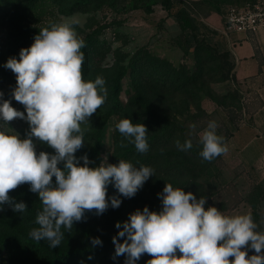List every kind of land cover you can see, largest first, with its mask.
<instances>
[{"label":"rangeland","instance_id":"obj_1","mask_svg":"<svg viewBox=\"0 0 264 264\" xmlns=\"http://www.w3.org/2000/svg\"><path fill=\"white\" fill-rule=\"evenodd\" d=\"M74 1L37 0L30 4L29 0H0L2 98L10 99L14 107L24 110V106L11 96L16 85L15 74L3 66L10 56H16L14 49L19 39V29L40 30L75 16L79 20L74 25L78 37L84 39L90 35L94 41L90 63L83 79L94 81L97 76H102L107 90V102L98 107L88 120L81 122V129L87 135L82 146L84 154L89 157L90 166L99 165L104 155H107L110 163L123 159L137 167L151 166L155 170L154 175L130 198L121 196L109 185L108 195L120 196L121 204L116 208L109 206L99 215L95 209L86 210L84 218L74 222L71 229L62 227L64 237L55 248L50 247L47 240H35L29 235L32 228L38 227L35 217L43 207L38 194L29 190L28 183L10 190L9 195L17 202L24 201L27 208L19 213L5 204L3 210H0V237L20 241V247L13 258H9L0 246V264H46L52 259L54 250L91 246V239L83 234L84 227L94 235L112 241L118 231L115 223L127 220L129 213L138 208L142 210L145 205L150 211L160 210L162 204L157 193L162 191L165 183L183 188L186 192L192 191L197 199L200 196L206 197L205 207L215 205L226 215L251 213L255 210L258 214V230L264 231L259 212L263 200L251 194L254 185L242 176L234 164L228 162L225 153L216 156L213 161L199 155L202 149L196 145V140H199V133L207 123V115L202 106L209 97L206 92H201L194 102L189 95L176 90L180 86L179 82L188 89L190 79L200 70L194 71L198 67L195 65L194 48H187L177 25L168 17L171 15L166 16L160 7V0H87L81 10H72ZM253 1L209 0L206 7L221 17L228 5ZM150 5L152 11L147 13L146 7ZM180 8L189 10L196 19V10L202 11L197 3L190 5L183 0H172L170 12ZM205 35L210 43L214 42L215 33L212 29L205 31ZM189 42L192 39L189 38ZM213 56L214 63L202 66L201 70L208 72L202 79L204 87L211 91L219 84L224 85V82L217 83L218 80L227 76L230 79L232 75L229 65L219 55ZM16 57L19 59V56ZM117 79L119 90L113 97L111 87ZM123 118L146 125L149 144L147 151L138 152L134 144L129 143L116 129L115 125ZM3 130L8 133L16 131L23 137L28 131V123L15 118L5 124ZM186 139H191L192 147L186 151L179 150L175 142L179 140L183 144ZM36 150L37 153L41 150L54 152V149L40 141H36ZM209 162L212 163L205 170ZM27 237L42 246H28ZM253 252L249 250L250 255ZM114 254L100 253L99 264H124L125 257L113 259ZM150 258L145 253L137 264H145Z\"/></svg>","mask_w":264,"mask_h":264},{"label":"clouds","instance_id":"obj_2","mask_svg":"<svg viewBox=\"0 0 264 264\" xmlns=\"http://www.w3.org/2000/svg\"><path fill=\"white\" fill-rule=\"evenodd\" d=\"M78 23L73 16L41 28L31 45L19 50V59L10 56L3 65L15 74L11 96L24 110L3 99L0 91V210L7 204L14 212L23 213L26 203L17 202L9 191L28 183L43 205L35 217L38 227L29 235L47 240L52 248L64 237L62 227L71 229L86 210L95 209L99 215L109 206L121 204L120 196L108 195L109 185L130 198L155 171L123 159L110 163L107 155L99 165L90 166L86 153L75 155L85 141L81 122L88 120L107 96L102 76L94 81L82 78L85 42L75 31ZM15 118L28 123L23 137L3 130ZM115 127L138 152L148 150L145 124L123 118ZM217 127L215 120H209L199 133V155L205 160L228 151ZM36 141L45 142L54 152L37 153ZM175 143L181 151L192 147L191 139ZM157 195L162 204L159 211H150L145 205L129 213L127 220L115 223L113 259L123 255L124 264H137L147 253L151 258L145 264H264V231L258 230L250 212L226 215L215 205L205 207L206 197L197 199L192 191L171 183H165ZM91 243L103 242L96 236ZM249 250H254L253 254Z\"/></svg>","mask_w":264,"mask_h":264},{"label":"crops","instance_id":"obj_3","mask_svg":"<svg viewBox=\"0 0 264 264\" xmlns=\"http://www.w3.org/2000/svg\"><path fill=\"white\" fill-rule=\"evenodd\" d=\"M183 1L201 6V12L196 10L198 20L187 11L200 31L212 29L215 33L213 43L220 51L228 52L233 64V78L214 88L226 101L219 103L208 98L202 106L207 123L215 120L217 133L225 137L228 151L224 155L228 162L234 164L249 183L264 184V30L255 33L226 31L223 14L218 17L206 7L209 0ZM168 17L177 25L172 16ZM231 96L235 98L234 105L229 103ZM259 212L264 227V201L259 205Z\"/></svg>","mask_w":264,"mask_h":264},{"label":"trees","instance_id":"obj_4","mask_svg":"<svg viewBox=\"0 0 264 264\" xmlns=\"http://www.w3.org/2000/svg\"><path fill=\"white\" fill-rule=\"evenodd\" d=\"M37 0H29V3L32 4ZM255 1V0H254ZM87 0H75L71 6L72 10H81L84 5H86ZM160 7L165 10L168 14H170L180 31V34L182 37H184V42L187 45V48H194L193 55L195 59V65L198 66L195 67L194 71H199V73H195L192 78L190 79V87L187 89L185 88V85H182L179 82L178 87H176V90L179 92H182L183 94H187L191 97V99L196 100L198 97V94L201 92H206V96L216 100L217 102H225L226 98H222L218 96L215 93V90L207 89V87H204V79L203 77L206 76L207 70H202V66L204 65H210L211 63H214L215 58L213 54L219 55L220 58L224 60L226 64L229 65V72H232L233 70V64L232 61L229 58V54L227 51H220L218 49L217 44L210 43L205 35L204 31H200L199 25L195 22V20L191 17L190 13L185 8H180L179 10L171 13L172 8V0H160ZM146 12L150 13L152 11L151 5L150 7H146ZM39 30H33L29 28H20L19 29V39L16 41L17 46L15 47L14 51L16 53V56H18L19 50L22 47H27L28 43L30 41H33V37L35 34H38ZM189 38L192 39V42H189ZM85 46L81 49L84 53V61L82 63L81 71H82V78L84 77L89 63L90 58L92 56L93 52V45L94 41L90 35H87L84 39ZM187 49V50H188ZM203 52H205L203 54ZM201 72V73H200ZM233 78V74L231 75V78ZM202 79V80H201ZM210 78H208L209 80ZM229 77H223L218 82H226L227 80H230ZM201 80V81H200ZM210 82V80H209ZM112 89V96L115 97L116 93L119 90V80L117 79L115 84L111 87ZM214 91V92H213ZM211 93V94H210ZM213 94V95H212ZM234 97L231 96L229 98L232 105H234ZM106 99L104 103H106ZM103 105V104H102ZM100 105L99 107H101ZM221 135L220 133H218ZM223 136V135H222ZM87 135L84 134V140L86 139ZM224 137V136H223ZM225 138V137H224ZM97 143V142H96ZM196 145L199 146L202 149V144L200 143V140H196ZM76 156H82L84 155V148L81 147L79 150H77ZM216 157H214L211 161H213ZM212 162H209V164L205 167V170L209 168ZM53 181L55 179L53 178ZM254 187L252 188L251 194L261 197L264 201V195L262 193L264 192V184L258 183L253 184ZM118 214V211L115 212ZM252 217L255 222L258 220V214L255 210H252L251 212ZM83 234L87 238L96 237L88 228H83ZM102 240V245H91V246H85V247H78V248H67L64 250H54L52 259L48 260L46 264H99V255L100 253L104 255L105 253H115V246L112 241L100 237ZM27 245L30 247H40L42 246L39 242H36L32 240L30 237H27ZM0 246L6 251L9 258H13L15 251L20 247V241L16 239H8L6 237H0ZM123 256V255H122Z\"/></svg>","mask_w":264,"mask_h":264},{"label":"built area","instance_id":"obj_5","mask_svg":"<svg viewBox=\"0 0 264 264\" xmlns=\"http://www.w3.org/2000/svg\"><path fill=\"white\" fill-rule=\"evenodd\" d=\"M225 30L255 33L264 30V0L228 5L224 12Z\"/></svg>","mask_w":264,"mask_h":264}]
</instances>
